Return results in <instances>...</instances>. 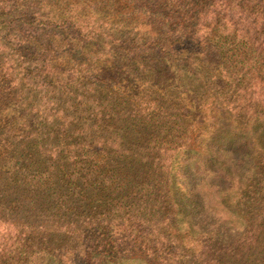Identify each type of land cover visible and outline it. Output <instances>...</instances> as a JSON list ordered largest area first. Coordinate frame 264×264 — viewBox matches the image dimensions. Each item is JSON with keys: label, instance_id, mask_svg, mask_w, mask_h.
I'll return each mask as SVG.
<instances>
[{"label": "trees", "instance_id": "16d2710c", "mask_svg": "<svg viewBox=\"0 0 264 264\" xmlns=\"http://www.w3.org/2000/svg\"><path fill=\"white\" fill-rule=\"evenodd\" d=\"M0 264H264V0H0Z\"/></svg>", "mask_w": 264, "mask_h": 264}]
</instances>
